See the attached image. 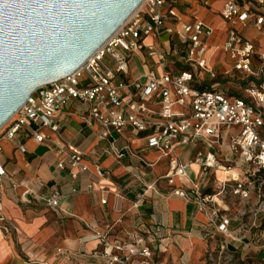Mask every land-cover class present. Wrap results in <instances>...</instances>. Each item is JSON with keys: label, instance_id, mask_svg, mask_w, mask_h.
Here are the masks:
<instances>
[{"label": "crops", "instance_id": "obj_1", "mask_svg": "<svg viewBox=\"0 0 264 264\" xmlns=\"http://www.w3.org/2000/svg\"><path fill=\"white\" fill-rule=\"evenodd\" d=\"M226 1L167 2L159 13L163 15L171 8L178 21L165 20L158 39L144 37L143 50L131 55L128 73L116 75L115 81L130 83L139 77L143 80L144 76L185 69V46L165 30L181 31L183 24L193 21L212 29L206 53L210 65L221 73L228 71V58L212 54L227 37V25L219 15ZM231 1L264 14L259 10L263 5H257L256 0ZM248 26L253 27V23ZM148 47L163 53L161 65L147 55ZM106 62L111 65L108 59ZM254 63L257 65L256 57ZM87 120V106L73 102L55 114L57 132L49 128L38 131L29 123L13 139L0 136V164L5 171L0 182V217L4 219L0 220V264H105L103 249L109 251L117 242L129 248L138 240L139 248L149 245L159 249L160 259L167 257L171 264H186L193 251L218 249L264 262V251L252 249L256 220L249 218L255 211L256 186L264 183V171L240 166L230 154L225 145L236 130L226 131L217 158L222 165L236 163L229 174L238 177L247 191L246 198L232 193L236 183L226 179L222 171L199 175L193 160L196 151L205 148L202 145L177 148L164 157L126 129L114 135L116 146L120 149L127 145L134 155L122 152L123 157L116 159L100 155L107 142L99 140L98 125ZM35 131L45 138L42 142L35 141ZM69 148L83 154L81 165L86 171L70 167ZM171 160L184 166L186 175L173 176L168 183L164 176L170 171ZM59 161L65 162L63 170L56 169ZM53 187L61 195L55 210L36 200L48 197ZM222 219L229 221L226 232L218 229Z\"/></svg>", "mask_w": 264, "mask_h": 264}, {"label": "built area", "instance_id": "obj_2", "mask_svg": "<svg viewBox=\"0 0 264 264\" xmlns=\"http://www.w3.org/2000/svg\"><path fill=\"white\" fill-rule=\"evenodd\" d=\"M167 2L172 4L175 0H144L79 69L66 78L36 89L17 110L16 117L1 128L0 136L13 139L20 128L29 123H33L38 131L49 128L57 132L58 127L53 122L55 114L77 102L87 106V123H96L99 140L107 142V147L100 149V155H112L116 159L123 157L122 152L134 155L129 146L120 149L116 146L114 135H120L126 129L142 137L147 148L161 152L164 157H169L177 148L202 145L205 148L198 149L193 160L199 167V175L204 177L210 171H222L226 179L236 183L232 193L246 198L247 191L238 182V177L229 174L236 163L222 165L217 155L226 131L236 130L228 136L225 145L230 154L237 158L240 166L264 171V49L259 51L255 43L242 34L251 22L260 33L264 29V14L254 13L231 0L223 5L219 15L227 25V37L223 45L213 48L212 54L221 53L228 58V71L217 73L210 65L206 53L210 48L208 40L212 29L193 21L183 24L181 31L165 30L185 46V69L144 76L143 80L139 77L130 83L115 81L116 75L128 73L131 55L143 50L144 37L158 39L165 20L178 21L171 8L163 15L159 13ZM256 4L262 6L264 0H256ZM147 55L156 58L159 65L164 62V55L158 49L148 47ZM254 57L256 68L253 67ZM232 71L236 72L234 77L229 76ZM226 83H230L231 89L221 90ZM38 131L33 132V137L40 143L45 138ZM69 149L70 167L86 171L81 165L83 154ZM169 166L170 171L164 176L168 183L172 182L173 176L185 177V167L177 160H171ZM64 168V161L56 164L57 170ZM4 177L5 171L0 164V182ZM60 199L58 189L53 187L48 197L36 200L55 210ZM0 220L4 219L0 217ZM228 223V219H222L219 231L226 232ZM101 242L105 243V239L101 238ZM140 243L138 240L124 248L117 242L109 251L103 249L105 264H124L129 256L137 254ZM138 254L149 256V251L142 248Z\"/></svg>", "mask_w": 264, "mask_h": 264}, {"label": "water", "instance_id": "obj_3", "mask_svg": "<svg viewBox=\"0 0 264 264\" xmlns=\"http://www.w3.org/2000/svg\"><path fill=\"white\" fill-rule=\"evenodd\" d=\"M144 0H0V128L79 69Z\"/></svg>", "mask_w": 264, "mask_h": 264}, {"label": "rangeland", "instance_id": "obj_4", "mask_svg": "<svg viewBox=\"0 0 264 264\" xmlns=\"http://www.w3.org/2000/svg\"><path fill=\"white\" fill-rule=\"evenodd\" d=\"M259 10L264 12V5L263 9ZM242 34L248 40L253 41L258 50L264 49V29L259 33L252 26H248L243 30ZM253 67L256 68V63H254ZM215 71L217 73H221L217 70ZM235 75L236 72L233 71L229 74V76L231 77H234ZM230 87V83H226L224 87L221 88V90L231 89ZM3 126H5V124ZM3 126L1 128H3ZM255 197H257L256 202L253 205L255 207V211H253V213H250L251 215H249V218H251V220H256V226L254 227L255 231L252 236L253 240L251 241V245L253 251H264V183L256 186ZM145 248L148 249L149 256L139 255L138 253L141 252L142 248L137 247V254L134 256H129L128 260L124 264H171L167 257L160 259V256L162 254L161 250L149 245ZM186 264H264V262L259 261L256 257L242 258L237 255L227 254L224 252V250L218 249L213 250L212 252L204 251L202 253L193 251L191 253L190 261H186Z\"/></svg>", "mask_w": 264, "mask_h": 264}, {"label": "bare ground", "instance_id": "obj_5", "mask_svg": "<svg viewBox=\"0 0 264 264\" xmlns=\"http://www.w3.org/2000/svg\"><path fill=\"white\" fill-rule=\"evenodd\" d=\"M16 117V115L14 114L12 117H11V119H14ZM234 176H236L235 174H234Z\"/></svg>", "mask_w": 264, "mask_h": 264}]
</instances>
